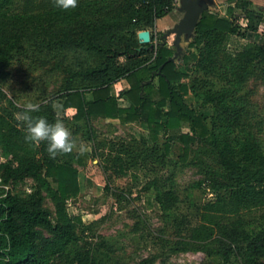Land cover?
<instances>
[{
	"label": "trees",
	"instance_id": "trees-1",
	"mask_svg": "<svg viewBox=\"0 0 264 264\" xmlns=\"http://www.w3.org/2000/svg\"><path fill=\"white\" fill-rule=\"evenodd\" d=\"M16 1L0 0V150L5 159L0 163V185L27 180L34 185L25 196L0 188V264L98 263L92 245H79V229L86 228V223L68 208V202L81 191L77 165L82 164V157L74 147L51 157L46 142H26L14 116L24 107L3 89L6 70L21 53L49 65L48 75H63L58 101L63 111L76 109L70 120L77 131L90 130L98 119L119 118L122 124L147 126L149 135L140 149L111 141L104 148L106 153L92 151L108 177L124 176L149 160L165 168L173 162L169 161L173 144H179L181 164H192L212 175L217 198L204 205L205 222L222 212L264 208V146L250 129L248 106L242 101L229 102L225 89L214 91L195 84L200 72H212L239 87L250 70L264 67V29L262 44L248 40L234 51L229 49L235 37L247 40L259 31L264 10L252 9L250 0H236L226 15L204 12L188 44L192 50L178 62L169 60L175 55L174 47L164 45L163 34L157 38L155 33L157 22L177 8L178 0H77L68 9L57 7L56 0H26L29 7L21 11L13 9ZM236 10L241 14L235 15ZM145 30L151 33L150 43L139 39V32ZM119 82L125 87L117 95ZM190 95L203 106L213 107L224 127L221 131L212 129L208 115L188 103ZM123 96L130 101L126 108L119 106ZM33 115L49 122L60 120L51 101L39 105ZM182 123L189 124L190 130L184 132ZM226 129L246 136L235 141ZM196 143L211 150L222 173L199 155L193 147ZM167 180L160 182L156 177L145 189L154 192L155 202L169 213L180 198L172 178ZM47 197L54 210L45 205ZM217 225L225 239L205 245L210 256L217 255L225 263L235 256L241 264H264V214L257 227L242 221ZM156 260L149 256L137 264Z\"/></svg>",
	"mask_w": 264,
	"mask_h": 264
},
{
	"label": "rangeland",
	"instance_id": "rangeland-1",
	"mask_svg": "<svg viewBox=\"0 0 264 264\" xmlns=\"http://www.w3.org/2000/svg\"><path fill=\"white\" fill-rule=\"evenodd\" d=\"M231 1L216 0L214 9L219 13H225ZM12 7L21 11L29 6L26 0H17ZM175 10L171 16L169 15L170 18L158 21L160 23L155 30L157 38L173 28L182 18L183 14ZM235 15L239 14L236 12ZM164 20L166 21L163 22ZM174 39L175 35H171L166 41L176 52V47L173 46ZM189 39L188 41L183 39L181 43L182 53L176 58L178 62L181 61L183 54L189 51L188 44L194 39V35ZM248 39H252V36L247 40L235 37L229 49L234 51ZM49 67L35 56L21 53L7 68L9 74L5 78L3 89L19 107H24L29 102L38 105L53 102L60 120L70 131L74 149L82 157V164L77 165L80 171L81 191L76 198L68 202V208L71 215H80L86 223V228L79 229L82 240L79 245L86 247L88 243L94 247L97 264H137L149 256H156L154 264H241L235 256L228 263L217 255L210 256L204 250L205 245L209 241L215 244V240L225 239L218 223L229 225L242 221L249 227L259 226L264 208L246 207L232 214L222 212L211 216V220L205 222L203 207L217 198L212 186V175L206 174L192 164H181L178 160L181 153L179 144H173V153L169 160L173 162L165 168L155 166L149 160L132 167L124 176L108 177L101 160L96 154L93 156L92 151L97 149L98 152L106 153L104 148H107V143L111 141H115L118 146L124 144L140 149L143 138L149 135L148 130L138 123L118 127L117 124L99 120L92 124L90 130L84 128L77 131L75 122L64 114L58 101L63 86V75L59 72L48 75ZM248 73L245 82L239 87L233 86L228 80L212 72H200L195 84L202 89L210 88L214 91L225 89L230 93L229 102L237 100L245 103L250 111L248 121L250 129L264 146V67L254 68ZM187 99L192 107L208 115L212 129L219 132L224 128L212 106H203L191 95ZM182 130L189 131V124L182 123ZM226 130L235 141L246 136L243 132ZM94 134L95 140L92 139ZM193 147L212 169L223 172L209 148L203 143H196ZM1 153L0 150V156L3 157ZM191 156L194 157V154ZM4 160H0V163ZM156 177H160V182L168 181L167 179L171 177L173 187L179 195L178 206L169 213L161 210L155 202V193L145 189ZM33 185L32 180H27L18 185L4 187L0 185V188L11 189L14 193L25 196L31 193ZM45 205L54 210V205L48 197L45 199ZM195 231H199L198 234ZM196 247L202 249L197 250Z\"/></svg>",
	"mask_w": 264,
	"mask_h": 264
},
{
	"label": "clouds",
	"instance_id": "clouds-1",
	"mask_svg": "<svg viewBox=\"0 0 264 264\" xmlns=\"http://www.w3.org/2000/svg\"><path fill=\"white\" fill-rule=\"evenodd\" d=\"M76 3L77 0H56V6L63 9L74 7ZM38 110V104L29 102L24 110L14 114L19 122L18 126L23 128L24 140L33 145L46 142V151L51 157L72 151L74 141L70 138L71 133L64 122H49L44 116H34L33 113Z\"/></svg>",
	"mask_w": 264,
	"mask_h": 264
},
{
	"label": "water",
	"instance_id": "water-1",
	"mask_svg": "<svg viewBox=\"0 0 264 264\" xmlns=\"http://www.w3.org/2000/svg\"><path fill=\"white\" fill-rule=\"evenodd\" d=\"M175 11L182 13V18L173 28L168 29L163 34L164 45L167 43L166 39L169 36L175 35L173 45L176 47V52L175 55L169 59L172 61H175L182 53V47L180 45L182 37L185 36L186 38H190L194 35L202 14L208 11V5L200 0H180ZM138 36L142 43L151 42V33L148 30L139 32Z\"/></svg>",
	"mask_w": 264,
	"mask_h": 264
},
{
	"label": "crops",
	"instance_id": "crops-1",
	"mask_svg": "<svg viewBox=\"0 0 264 264\" xmlns=\"http://www.w3.org/2000/svg\"><path fill=\"white\" fill-rule=\"evenodd\" d=\"M179 1L180 0H178L177 1V5H178V3H179ZM201 2H205V3H207V5H208V11H211V12H214V13H218V14H220V15H226V13H227V8H228V6H232V5H234L235 4V2H236V0H232L230 3H229V5L226 7V9H225V13H219L217 10H215L214 8H215V6H216V0H200ZM251 2H252V6H251V8L252 9H254V10H260V9H262V10H264V0H250ZM219 8H221L220 6H219ZM236 12H237V14H241V11L240 10H236ZM170 16H171V13L169 14ZM169 15L168 16H166V17H168V18H170L169 17ZM166 17H164V18H166ZM164 18H162V19H164ZM167 18V19H168ZM162 19H160V20H162ZM166 19V20H167ZM166 20H164L163 22H165ZM162 22V23H163ZM160 22H157V25L159 24ZM263 29H264V24H262L261 26H260V29H259V31L258 32H256V33H253V36H252V39H248V40H250V41H253V42H255V43H258V44H262L263 43V40H262V36H261V34H262V31H263ZM256 35V36H255ZM183 39H185V40H190L189 38H186L185 36H183L182 37V40L180 41V45H181V43H182V41H183ZM170 46V45H169ZM174 46V45H173ZM172 47V46H171ZM188 50H192V49H188ZM124 82H119V83H117L116 85H115V91H116V94L117 95H119V93L124 89V87H125V85L123 84ZM87 98L88 99H91L92 98V95L91 94H88L87 95ZM118 102H119V106L121 107V108H126V107H128L129 105H130V101L126 98V97H119V100H118ZM63 110V109H62ZM64 112V114L67 116V117H69V118H72L74 115H75V113H76V109H74V108H68V109H66L65 111H63ZM59 114V113H58ZM103 121V122H105V123H113V124H117V126L119 127V125H123L122 124V122L120 121V119L119 118H115V119H106V120H104V119H98V120H94L93 121V125H94V123L95 122H97V121ZM137 122H133V123H127V124H130V125H133V124H136ZM138 124H140L143 128H146L147 130H148V128H147V126L145 125V124H143V123H138ZM126 125V124H125ZM88 150V149H87ZM76 151V150H75ZM76 152H78V151H76ZM86 152H90V151H86ZM80 177V176H79Z\"/></svg>",
	"mask_w": 264,
	"mask_h": 264
},
{
	"label": "built area",
	"instance_id": "built-area-1",
	"mask_svg": "<svg viewBox=\"0 0 264 264\" xmlns=\"http://www.w3.org/2000/svg\"><path fill=\"white\" fill-rule=\"evenodd\" d=\"M4 158L0 156V160H3Z\"/></svg>",
	"mask_w": 264,
	"mask_h": 264
}]
</instances>
